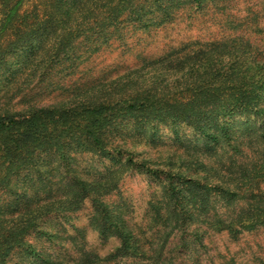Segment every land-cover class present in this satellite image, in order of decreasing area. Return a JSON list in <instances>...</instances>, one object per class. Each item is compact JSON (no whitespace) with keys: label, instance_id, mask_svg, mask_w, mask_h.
<instances>
[{"label":"rangeland","instance_id":"1","mask_svg":"<svg viewBox=\"0 0 264 264\" xmlns=\"http://www.w3.org/2000/svg\"><path fill=\"white\" fill-rule=\"evenodd\" d=\"M118 1L25 0L0 33V115L75 106L112 91L119 77L140 82L148 59L181 44L229 41L264 62V0ZM13 3L0 0V25ZM113 5L124 8L113 13ZM83 16L97 22L69 35L57 23L73 27ZM248 64L247 74L264 75L263 65ZM260 95L252 115L209 121L211 136L125 118L103 131L107 155L87 139L34 151L0 182V237L29 223L0 264H264V224L244 227L264 201V176L249 174L264 156ZM177 175L179 188L190 180L203 188L196 201L207 202L191 215H172ZM125 231L138 250L122 249Z\"/></svg>","mask_w":264,"mask_h":264},{"label":"trees","instance_id":"2","mask_svg":"<svg viewBox=\"0 0 264 264\" xmlns=\"http://www.w3.org/2000/svg\"><path fill=\"white\" fill-rule=\"evenodd\" d=\"M24 1L14 0L0 25V33L10 25ZM77 1L79 4L84 3V0ZM118 3L122 4L123 1L119 0ZM58 4L59 0H55V7ZM122 8L123 5H113L112 12L116 13ZM108 18L106 16L105 20ZM95 22L96 17L90 19L85 16L73 27L68 22L57 21L66 35L80 26L84 28ZM237 48L223 40L206 43L195 49L188 44H181L159 57L148 59L149 70L143 77L140 75V82L127 83V79L119 77L112 84V91L108 89L99 98L81 99L75 106L65 109L40 108L20 116L0 115V182L12 177L30 154L43 147L53 146L63 151L68 142L79 144L82 139H87L99 153L109 154L103 131L117 119L166 120L173 125L184 123L211 136L209 130L215 125L209 126V121L220 116L252 115L257 111L260 92L264 89V75L247 74L244 69H247L249 62L263 66L264 62L246 57ZM223 132H226L224 127ZM224 136H227V132ZM259 137L264 145V127ZM127 159L134 163L130 155ZM253 161L249 166V174L252 178L264 176V156L259 161ZM177 177V180L171 178L169 181L168 192L174 199L169 202L172 215L180 212L187 216L202 209L207 201L196 200L197 193L203 188L190 180L182 182L183 192L179 188L182 176ZM185 192L193 193L190 201ZM256 210V218L253 220L255 213H250L245 228L264 224V201ZM28 225L24 223L8 227L11 232L0 237V258L22 244L21 234ZM120 235L122 249L138 250L139 244L130 232L125 231Z\"/></svg>","mask_w":264,"mask_h":264}]
</instances>
